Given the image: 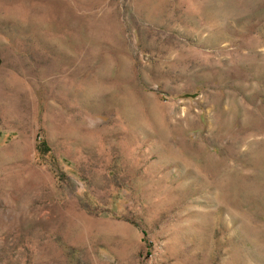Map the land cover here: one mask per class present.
<instances>
[{"label":"rangeland","instance_id":"374dc122","mask_svg":"<svg viewBox=\"0 0 264 264\" xmlns=\"http://www.w3.org/2000/svg\"><path fill=\"white\" fill-rule=\"evenodd\" d=\"M0 264H264V0H0Z\"/></svg>","mask_w":264,"mask_h":264},{"label":"trees","instance_id":"16d2710c","mask_svg":"<svg viewBox=\"0 0 264 264\" xmlns=\"http://www.w3.org/2000/svg\"><path fill=\"white\" fill-rule=\"evenodd\" d=\"M41 145H42V146H45V143H42Z\"/></svg>","mask_w":264,"mask_h":264}]
</instances>
